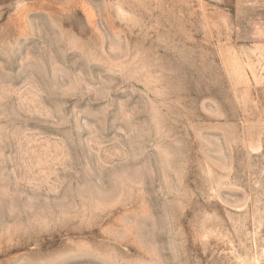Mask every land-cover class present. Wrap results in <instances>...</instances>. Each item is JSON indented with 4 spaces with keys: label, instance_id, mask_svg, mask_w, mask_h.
Listing matches in <instances>:
<instances>
[{
    "label": "rangeland",
    "instance_id": "374dc122",
    "mask_svg": "<svg viewBox=\"0 0 264 264\" xmlns=\"http://www.w3.org/2000/svg\"><path fill=\"white\" fill-rule=\"evenodd\" d=\"M0 264H264V0H0Z\"/></svg>",
    "mask_w": 264,
    "mask_h": 264
}]
</instances>
